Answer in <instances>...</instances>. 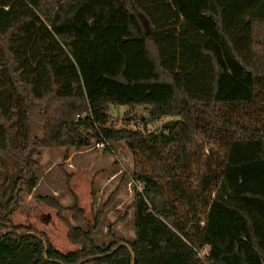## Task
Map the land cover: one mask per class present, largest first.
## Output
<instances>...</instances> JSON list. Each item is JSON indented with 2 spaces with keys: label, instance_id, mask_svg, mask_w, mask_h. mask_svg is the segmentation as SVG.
Listing matches in <instances>:
<instances>
[{
  "label": "trees",
  "instance_id": "obj_1",
  "mask_svg": "<svg viewBox=\"0 0 264 264\" xmlns=\"http://www.w3.org/2000/svg\"><path fill=\"white\" fill-rule=\"evenodd\" d=\"M263 29L264 0H0V264H264ZM119 107L176 125L117 127ZM92 142L132 155L134 239H92L118 188L92 224L71 191L69 208L36 195L80 246L63 254L10 218L39 150Z\"/></svg>",
  "mask_w": 264,
  "mask_h": 264
},
{
  "label": "rangeland",
  "instance_id": "obj_2",
  "mask_svg": "<svg viewBox=\"0 0 264 264\" xmlns=\"http://www.w3.org/2000/svg\"><path fill=\"white\" fill-rule=\"evenodd\" d=\"M257 41V40H256ZM256 51L260 64L264 65V29L256 45ZM125 107L111 108V123L121 127L129 123L130 127L148 131L166 132L163 125L174 121L175 118L163 117L156 121H149L142 109L135 110L134 120L127 121ZM43 139V133L41 132ZM108 150L92 142L86 149L70 150L41 149L35 158L37 164L35 174L37 185L31 194H22V204L10 220L15 226L30 227L44 233L52 247L63 253H69L80 249L67 240V228L55 214L41 203L34 200V196H49L56 200L62 207L69 208L73 200L68 191H71L77 199V206L84 210V216L89 224H92L94 215L101 210V206L110 194L119 189L115 202L104 212L100 224L93 233L92 239L97 246L108 245L116 238L130 242L134 239L133 210L130 204L133 201L134 189L138 185L132 182L133 158L124 143L106 142ZM0 160L3 162L2 175L11 179L16 171V165L5 153L0 151ZM61 171L69 177V187L66 186V178ZM62 218L70 225L71 215L64 211ZM87 225L82 224L80 229L86 230ZM207 248L203 249L200 257L205 258Z\"/></svg>",
  "mask_w": 264,
  "mask_h": 264
},
{
  "label": "water",
  "instance_id": "obj_3",
  "mask_svg": "<svg viewBox=\"0 0 264 264\" xmlns=\"http://www.w3.org/2000/svg\"><path fill=\"white\" fill-rule=\"evenodd\" d=\"M175 125H176V121L175 120L174 121H169V122H166L163 125V128H165V129H173ZM39 140H42V135H39ZM122 246H125V245L122 244ZM132 259H134V256L133 255H132ZM86 261H87V259L83 260L79 264L85 263Z\"/></svg>",
  "mask_w": 264,
  "mask_h": 264
},
{
  "label": "built area",
  "instance_id": "obj_4",
  "mask_svg": "<svg viewBox=\"0 0 264 264\" xmlns=\"http://www.w3.org/2000/svg\"><path fill=\"white\" fill-rule=\"evenodd\" d=\"M141 189V187H140V185L138 184V190H140Z\"/></svg>",
  "mask_w": 264,
  "mask_h": 264
}]
</instances>
